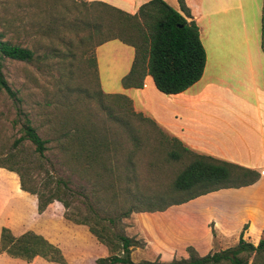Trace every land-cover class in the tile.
Masks as SVG:
<instances>
[{
  "label": "rangeland",
  "instance_id": "374dc122",
  "mask_svg": "<svg viewBox=\"0 0 264 264\" xmlns=\"http://www.w3.org/2000/svg\"><path fill=\"white\" fill-rule=\"evenodd\" d=\"M86 3L88 4L85 0H0V39L33 51V59L30 62L0 56V74L9 87V91L0 88V156L16 150L20 158L34 160L35 154L28 142L22 141L17 146L12 145L21 134L20 128L24 119L29 121L41 138L50 140H54L58 133L62 132V124L72 119L91 123L104 138L118 136L120 148L110 147L108 151L102 148L96 163L89 164L87 159L80 157L77 161L70 160L66 161V165H58V156L62 153L56 149L54 142L48 143L49 147L42 159L46 169H53V175L70 180L67 196L70 201L69 211L78 209L80 213L89 215L93 212H89V205L105 223L104 218L116 216L120 208H125L133 202L128 192L133 194L134 188L138 192V206L162 205L171 199L180 198L183 193L172 194L170 189L171 178L181 167V163L166 161L165 148L154 144L153 137L150 136L149 143L134 152L136 168L131 179H134L135 186L131 180H115L118 172L113 169L114 165L111 163L114 159L113 149L116 148V155H123L131 150V146L120 130V125L109 120L107 109L100 107L98 103L103 100L106 107L110 101L96 97L98 87L92 50L84 48L90 44L85 41L89 27L81 23L95 11L93 7H87ZM239 4L240 6L237 0L231 1L234 7L227 12L226 18L235 22L240 19L239 14L242 13L248 33L250 34L251 27H256L264 38L263 0H240ZM219 16L220 14L214 15V18L218 20ZM89 17L91 22V16ZM113 43L125 48L118 42ZM66 50L72 51L73 55L68 58L65 55L66 57L62 58ZM102 62L100 60V66ZM100 88L111 90L110 88L114 87L110 83L107 87ZM116 88V91L101 90L106 93L119 92V87ZM91 95L93 97L86 98ZM121 115L117 114V119ZM111 116L113 118V114ZM128 120L135 123L129 117ZM37 172L36 166L31 163L28 175L32 179L35 175L37 178ZM27 181L31 185V182ZM109 182L113 183V189H109ZM111 192H114L113 196ZM17 196L21 197L22 210L20 211L19 207L12 210L15 211L12 217L16 218L18 229H36L48 239L62 244L68 241L66 235L74 233L75 237L77 236L80 241L78 245L63 247L62 253L67 264H92L93 260L104 252H101L97 246L98 242L93 238H85V225L74 224L62 217L60 203L53 201L43 212L36 213L33 195L26 192ZM196 204V200H191L170 205L162 217L153 221V224H157L161 247L173 251V256H180L182 249L185 251L187 245L192 246L190 243L194 238H202L205 229L209 228V222L213 223V220L204 216L194 215L190 219L191 228L188 231L182 230L184 224L182 221L177 223L178 220L193 214ZM133 213L120 219L121 228L126 235L134 236L141 242L144 238L139 234ZM139 219L143 220V223L148 221L146 218ZM117 226L119 228V225ZM251 229L253 227L243 232L244 238L255 243L259 237L264 236V228L257 231ZM214 231V236L210 233L207 252L233 245L239 232L237 230L219 234L215 228ZM104 255L106 254H102ZM155 256V252L146 242L145 246L133 248L130 252V258L134 261L151 260Z\"/></svg>",
  "mask_w": 264,
  "mask_h": 264
},
{
  "label": "trees",
  "instance_id": "16d2710c",
  "mask_svg": "<svg viewBox=\"0 0 264 264\" xmlns=\"http://www.w3.org/2000/svg\"><path fill=\"white\" fill-rule=\"evenodd\" d=\"M87 2L86 6L93 7L95 12L90 13L81 22L89 27L85 41H89L90 44L89 47L84 48L92 50L93 56L95 46L111 39H116L133 48L134 55L130 68L120 80L122 87H140L142 78L148 74L159 92L175 94L198 80L204 66L205 54L198 37L197 25L193 20L186 21L178 11L163 0H148L140 4L133 14L101 1ZM178 5L184 16L190 17L182 0H178ZM89 16H91V22L88 19ZM261 46L264 54V38H262ZM65 55L68 58L73 55V52L66 50L62 58H65ZM0 56L30 62L33 59V51L0 39ZM93 65L97 78L95 62ZM96 83L98 87L96 97L110 101V104L105 107L103 100H100L98 102L100 107L107 109L109 120L120 125V130L129 141L131 150L123 155H116L115 149L120 148L119 137L113 135L104 138L100 135V131L87 121L72 119L62 124V132L58 133L54 140H50L41 138L29 121L24 119L20 128L21 134L12 142V145L17 146L22 141L28 142L35 154L34 160L20 158L18 151L12 150L0 156V167L14 172L18 178L19 188L34 196L36 213L43 212L50 203L56 201L62 207L64 219L74 224L85 225L96 242L106 249V255L96 257L92 264H264V236L259 237L256 243L243 238L247 223L242 225L236 242L225 248L199 254L193 246L187 245L186 256H173L169 260H161L159 256L151 260L138 261L130 258L132 249L145 246V242L126 235L121 228V218L128 217L132 212L162 211L170 205L180 204L218 189L250 185L259 175L240 165L189 150L176 138L164 134L153 121L134 112L130 100L125 95L104 93L99 88L98 78ZM0 88L9 91L1 74ZM91 97L93 96H86L87 99ZM117 114L122 115L117 119ZM128 117L135 123L130 122ZM150 136L153 137L154 144L165 148L166 161L181 163V167L171 178L170 192L179 195L183 193L182 196L162 205L138 206V192L134 188L133 194L128 192L133 202L125 208H120L116 216L104 218L105 223L89 205V212L93 211L89 215L80 213L78 209L69 211L70 201L67 196L70 180L60 175H53V169H46L42 162L49 142H54L56 149L62 153L58 156V165H66V161H77L80 157L87 159L89 164L96 163L101 156L102 148L108 151L110 147L117 146L113 149L114 159L111 161L114 165L113 169L118 172L115 180L122 178L131 180L135 186L134 179H131L136 168L134 152L141 149L144 144H148ZM153 149H155L154 146ZM31 163L38 170L37 178L36 175L33 179L28 175ZM27 180L31 182V185L27 183ZM108 184L109 189H113V183ZM111 195L113 196L114 192H111ZM208 227L211 235L214 236L213 223L209 222ZM0 253L26 262H30L34 257H40L47 262L66 264L60 248L32 230H26L15 236L8 227L1 226Z\"/></svg>",
  "mask_w": 264,
  "mask_h": 264
},
{
  "label": "crops",
  "instance_id": "0c3cea01",
  "mask_svg": "<svg viewBox=\"0 0 264 264\" xmlns=\"http://www.w3.org/2000/svg\"><path fill=\"white\" fill-rule=\"evenodd\" d=\"M85 1H101L133 14L140 4L148 0ZM163 1L178 11L186 21L193 20L197 25L198 37L205 54L204 66L198 80L175 94L159 92L148 74L142 78L140 87H122L120 80L130 68L134 51L131 46L111 39L93 49L99 88L107 87L110 83L114 87L111 90L100 89L116 91V87H119V92L116 93L123 94L130 100L134 112L153 121L164 134L176 138L189 150L258 173L257 180L250 185L222 188L188 200H196L197 204L193 214L178 220L177 223L182 221L184 224L182 230L188 231L191 228L190 219L194 215L213 220L214 228L219 234L240 231L244 223H247L246 229H263L264 54L260 45L261 33H258L256 27H251L250 34L248 33L242 13L235 22L226 18L227 12L234 7L231 5L232 0H182L190 17L184 16L179 10L178 0ZM237 1L240 6V0ZM218 14L220 16L216 20L214 15ZM113 42H118L125 48ZM100 60L103 61L101 66ZM7 176H10L9 179ZM20 193L26 192L19 188L17 175L0 167V227H8L15 236L26 231L18 229L16 218L12 217L15 213L12 210L18 209L17 207L22 210L21 197L17 196ZM167 208L162 211L133 213L140 236L161 260H169L174 253L161 247L157 224H153V221L162 217ZM139 218H146L148 221L143 223ZM225 220L232 222L224 223ZM27 230L44 236L36 229ZM66 236L68 241L63 244L44 237L62 252L63 247L72 244L76 246L80 242L74 233ZM85 238L94 239L88 231ZM193 240L190 244L197 252L206 253L210 240L209 228L205 229L202 238ZM97 246L101 252L104 250L100 256L106 254L102 244L98 243ZM179 254L186 255L184 249ZM0 264L48 262L40 257L26 262L0 253Z\"/></svg>",
  "mask_w": 264,
  "mask_h": 264
}]
</instances>
